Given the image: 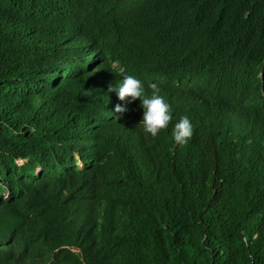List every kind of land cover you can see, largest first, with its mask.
Masks as SVG:
<instances>
[{
	"label": "trees",
	"instance_id": "obj_1",
	"mask_svg": "<svg viewBox=\"0 0 264 264\" xmlns=\"http://www.w3.org/2000/svg\"><path fill=\"white\" fill-rule=\"evenodd\" d=\"M0 264H264V0H0Z\"/></svg>",
	"mask_w": 264,
	"mask_h": 264
},
{
	"label": "clouds",
	"instance_id": "obj_2",
	"mask_svg": "<svg viewBox=\"0 0 264 264\" xmlns=\"http://www.w3.org/2000/svg\"><path fill=\"white\" fill-rule=\"evenodd\" d=\"M112 72L117 76L123 77L119 81L117 87H109V92H116L121 101L127 103L141 100V106L144 109L143 119L139 125H142L145 134L151 137H157L161 132H166L169 125L173 121V109L161 95V88L157 83H149L147 87L151 90V96H146L144 83L132 75H127L124 70L116 65H113ZM127 108L117 104L115 106V113L124 114ZM120 119V116L116 117ZM194 126L189 116L184 115L179 122L175 123L172 130V138L179 146L187 145L193 138ZM19 164L23 161L19 160ZM80 164V163H79ZM36 172H40V168H36Z\"/></svg>",
	"mask_w": 264,
	"mask_h": 264
},
{
	"label": "rangeland",
	"instance_id": "obj_3",
	"mask_svg": "<svg viewBox=\"0 0 264 264\" xmlns=\"http://www.w3.org/2000/svg\"><path fill=\"white\" fill-rule=\"evenodd\" d=\"M78 163H80V162L78 161Z\"/></svg>",
	"mask_w": 264,
	"mask_h": 264
}]
</instances>
